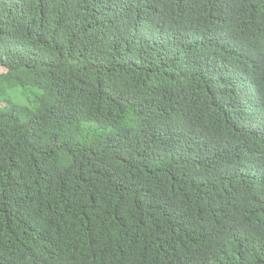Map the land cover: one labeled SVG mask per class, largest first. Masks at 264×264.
Wrapping results in <instances>:
<instances>
[{"label": "trees", "instance_id": "16d2710c", "mask_svg": "<svg viewBox=\"0 0 264 264\" xmlns=\"http://www.w3.org/2000/svg\"><path fill=\"white\" fill-rule=\"evenodd\" d=\"M0 264H264V0H0Z\"/></svg>", "mask_w": 264, "mask_h": 264}, {"label": "rangeland", "instance_id": "374dc122", "mask_svg": "<svg viewBox=\"0 0 264 264\" xmlns=\"http://www.w3.org/2000/svg\"><path fill=\"white\" fill-rule=\"evenodd\" d=\"M23 98L25 99V101L27 102V98L23 96Z\"/></svg>", "mask_w": 264, "mask_h": 264}]
</instances>
